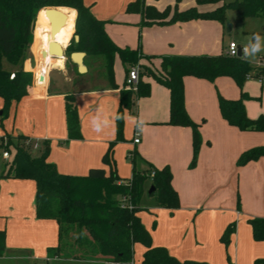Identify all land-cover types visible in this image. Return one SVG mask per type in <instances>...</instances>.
<instances>
[{"label": "crops", "instance_id": "crops-1", "mask_svg": "<svg viewBox=\"0 0 264 264\" xmlns=\"http://www.w3.org/2000/svg\"><path fill=\"white\" fill-rule=\"evenodd\" d=\"M83 2L85 4V0ZM195 5L198 10H211L216 6ZM188 6L190 4L185 3L181 10ZM104 15L95 17L103 20L106 18ZM75 17L74 10V20ZM104 21V29L110 39L119 47H139L144 56L139 64L155 72L160 69L159 56L162 55L220 54L217 42L224 27L214 20L153 24L138 30H142L140 42L135 41V28L131 29L132 38L129 41L124 40L123 34L120 35L125 25L140 24V14L119 12L112 22ZM33 45L36 51H32L34 62L28 58L23 67L37 77V83H34V87L31 84L25 97L18 102L12 101L8 106L9 136L24 135L38 141V147L33 151L47 145L46 160L53 163L59 173L84 176L90 168L102 166V156L109 143L115 140V122L114 132L109 127L98 134L92 131L90 120L100 115L111 121L116 115L120 90L126 77L125 66L115 56L113 72L120 68L124 73L122 82L114 78L117 88L110 87L105 68L106 79L101 85L75 88L76 79L67 76L63 64L54 65V57L49 56L46 64L41 63V51H47L48 43L35 35ZM149 55L150 58H145ZM84 65L88 74L93 66L85 61ZM139 68V78L149 82L150 94L135 97L131 109L124 111V140L115 143L112 159L116 174L125 180L131 178L133 168L142 171L149 166H168L171 170V185L178 194L179 207L171 211L157 204L158 208H154L161 213L162 220H158L155 228L149 232L152 245L165 247L178 260L207 264H225V254H229L234 264H252L257 258L264 257V241L253 240L251 226L247 222L252 217H264V157L242 166L236 164L243 151L264 145V131H241L221 117L217 92L225 98L236 99L234 81L227 76L218 77L213 83L192 76L184 77L185 109L199 125L201 137L196 164L189 168L192 158L191 129L166 123L169 119V91L144 74L142 67ZM246 90L243 85L242 91ZM66 94L74 96L81 133L79 139L68 138ZM243 103L249 118L264 114V106L256 107L248 99ZM2 106L3 100L0 98ZM129 116L144 118L147 122L145 131L138 133V143H133L136 128ZM35 191L32 179H0V230H4L6 235L5 251L0 260L8 251L23 247L31 249L30 255H27L29 261L53 259L48 258L47 249L58 243V225L54 220L36 217ZM137 215L144 225L140 212ZM232 222H235V231L226 247L220 237ZM144 227L148 231L149 226ZM21 252L17 254H24Z\"/></svg>", "mask_w": 264, "mask_h": 264}, {"label": "trees", "instance_id": "trees-1", "mask_svg": "<svg viewBox=\"0 0 264 264\" xmlns=\"http://www.w3.org/2000/svg\"><path fill=\"white\" fill-rule=\"evenodd\" d=\"M179 1L181 0H176ZM196 4H216V6L207 11L198 10L196 5L182 10L175 8L173 13L169 14L168 8L159 10L152 4H145L144 0H136L128 6L127 11L140 13V24L143 26L194 19H214L225 27L227 9H232L236 20L240 22L248 17L264 19V0L230 2L196 0ZM47 7H68L75 10L74 34L68 48L72 49L71 52L83 51L86 56H100L104 61L110 87H118L113 72V62L115 56H118L125 66L126 74L130 66L138 65L143 68L144 74L151 76L168 89L169 119L166 123L189 127L192 132V158L189 168H193L196 164L201 137L199 125L189 117L185 109L183 79L186 76L204 79L211 83L218 77H230L241 90V96L237 99H228L217 92L221 117L229 125L241 131H264V114L254 119L247 116L243 101L249 96L242 91L245 80L252 77L260 78L258 76L263 73L262 70L256 71L255 67L242 56L231 57L221 53L162 55L159 56L160 69L155 72L146 65L139 64L140 59L144 57L139 47L117 46L104 29L105 21L96 18L83 0H0L2 118L10 103L18 102L29 91L32 74L24 70L23 64L26 57L31 54L33 27L38 12ZM74 35L78 36L77 41ZM150 57L145 56V58ZM41 73L44 72L41 70ZM149 94V82H143L139 78L136 89L132 90L125 87L124 81L116 115L123 117L124 111L130 110L134 105L135 97H146ZM65 117L68 138L79 139L81 137L79 118L72 94L65 95ZM115 128V140L109 143L107 151L102 156V166L90 168L84 176L59 173L55 165L46 160L47 145L37 150L38 155H32L31 139L24 135L7 136V142L3 145L4 151L9 152L10 146L15 151L12 160L6 162L4 170L0 173V179L34 180L36 217L54 220L58 225V243L47 249L48 258L82 262L99 261L102 264L109 262L132 264L133 246L135 243H141L145 247L141 264H207L194 260H178L165 247L152 245L151 235L137 215L141 210L140 200L144 183L150 179L151 186L154 187L151 194L155 193L157 204L172 211L179 207L178 194L171 185L172 173L168 166L161 168L149 166L142 171L133 168L130 179H121L114 170L112 152L115 143L124 140L123 118L115 120ZM260 157H264V145L243 151L237 158L236 164L242 166ZM237 207L239 209V198ZM247 222L251 226L253 240L264 241V217H252ZM234 231L235 222H232L222 233L220 241L226 247ZM5 239V231L0 230V257L5 251ZM255 264H264V259H257Z\"/></svg>", "mask_w": 264, "mask_h": 264}, {"label": "rangeland", "instance_id": "rangeland-1", "mask_svg": "<svg viewBox=\"0 0 264 264\" xmlns=\"http://www.w3.org/2000/svg\"><path fill=\"white\" fill-rule=\"evenodd\" d=\"M135 1L136 0H85V5L90 7V10L94 16L98 14H105L104 16L106 18L103 20H108L112 22L115 16L119 14V12H123V14L124 13L140 14L137 12L127 11L128 6ZM224 1L230 2L233 0H224ZM144 3L152 4L159 10H164L165 8H168L169 14H172L175 8H177L178 10H181L182 6L185 3H189L190 6H194L196 4V0H181L179 2H176V0H144ZM199 5L202 6V5H207V4H199ZM56 8H59V7H56ZM65 8H68V7H65ZM199 10L204 11L206 9H199ZM39 12H38V15H39ZM225 15L227 17V20L230 21L232 28L229 32H227L226 28L224 27L223 31L221 32V35L217 42L220 54L225 53L227 45L230 41H234L238 45L244 46L247 43L248 38L253 33H259L260 35L264 36V19L263 18L248 17L245 20L240 22L236 20L235 13L232 9H227L225 11ZM205 20H214V19H205ZM36 21H37V18H36ZM151 25L143 26L141 24L137 25L136 23L127 24L125 25L126 28H124L123 31L121 30L120 35L123 34L122 37L124 38V40L129 41L132 38L131 29L135 28L136 29L135 41L137 42L138 40L140 42L141 41L140 36H141L142 30L140 31L138 30L143 27H147V26L149 27ZM35 30H36V22L33 27V41H32L31 50H30L31 54L30 56L26 57L24 62L28 58L32 61V63L34 62L32 51H35V48L33 45L34 39H35ZM73 34H74V30L67 44L64 46L65 47V54L63 58L64 71L66 72L68 77L72 79H76L75 88L81 87V86L82 87H93V88L97 87L101 85L103 81H105L106 79V74L104 70V61L100 56H96V55L86 56L84 61L88 65L93 66V69H91L88 74L87 73L83 75L78 74L75 66L71 64L68 60L69 53L72 50L71 48H68V46L72 42ZM205 55H208V54H205ZM155 56H159V55H155ZM250 63L255 67L254 69H256V71L258 70L263 71V73H261L260 76H258V77H262V76L263 77L262 78H256V77L247 78L243 84L247 90L243 92H246L250 96V98H247V99L254 102V105L256 107H261V106H264V52L259 53L256 59L254 61H251ZM11 69H15V68H11ZM114 74H115L114 76L115 80H119L120 82L123 81L124 73L122 69L120 68L119 70L114 69ZM34 83H37V77L35 75L32 76L31 84H33V87H34ZM234 85L237 90V98H239L241 96V90L236 84ZM1 112H3V106L0 107V113ZM9 134H10L9 120L6 117V112H5L3 115V118H2V115L0 114V172L5 168V164H7L6 162L8 160L10 161L12 160L14 151H15L14 148L10 146V150L8 152L9 159L3 160L2 158V152L4 151L3 145H5V143L7 142V138H8L7 136H9ZM38 154L39 152L37 150L32 151V155H38ZM149 183H150V179H147L146 181L147 185H146V188H144V197L142 198L140 202L141 210L139 212H140V216H141V219L144 225L149 226L148 232H151L153 228H155L157 221L160 219L162 220V215L161 213H157L154 210L155 207L158 208L157 207L158 205H157L155 193L148 194V191L151 187V184ZM34 202H35V196H34ZM167 214L168 216L170 215L169 212ZM30 250H31L30 248L23 247L20 249L8 251L5 254V257L0 260V264H102L99 261L82 262L80 260L64 259V258H53L48 261H46L43 258H40L38 260L29 261V259H27V255H30ZM17 252H21L24 254H17ZM143 253H144V246L141 243H135L133 246L132 264H141ZM22 257H24L25 259ZM229 257L227 258V254H225L224 256L225 264H234V261L230 259ZM257 259H264V257H259ZM256 260H254L252 264H255Z\"/></svg>", "mask_w": 264, "mask_h": 264}, {"label": "water", "instance_id": "water-1", "mask_svg": "<svg viewBox=\"0 0 264 264\" xmlns=\"http://www.w3.org/2000/svg\"><path fill=\"white\" fill-rule=\"evenodd\" d=\"M45 14L49 20L50 25V34L53 36L59 30L62 24L65 21V13H63L59 8L56 7H47L44 8ZM226 31L229 32L232 28L230 21L226 20L225 24ZM75 41L78 40V36L74 35ZM42 55H45L46 51H41ZM47 54L50 57H64L65 47L60 46L57 42L51 41L48 44ZM86 53L83 51H74L69 54V60L76 66V70L79 74H84L87 71L86 66L84 65V58ZM237 57H241V52L239 51ZM154 191V187L151 186L148 194H151Z\"/></svg>", "mask_w": 264, "mask_h": 264}, {"label": "clouds", "instance_id": "clouds-1", "mask_svg": "<svg viewBox=\"0 0 264 264\" xmlns=\"http://www.w3.org/2000/svg\"><path fill=\"white\" fill-rule=\"evenodd\" d=\"M264 52V36L259 33H253L249 38L247 43L243 46V56L242 58L251 62L254 61L257 55ZM120 115H114L110 121L106 116L101 117L100 115L93 116L90 120V126L92 131L96 133H102L105 129L112 127L113 132L115 131L114 122L115 120L122 119ZM129 120L134 124L136 131L138 133H143L147 127V122L144 118L128 117Z\"/></svg>", "mask_w": 264, "mask_h": 264}, {"label": "bare ground", "instance_id": "bare-ground-1", "mask_svg": "<svg viewBox=\"0 0 264 264\" xmlns=\"http://www.w3.org/2000/svg\"><path fill=\"white\" fill-rule=\"evenodd\" d=\"M59 9L65 13V21L64 24L61 25L59 30L55 33V35L50 34V25L49 20L45 14L44 8L40 10L39 15L37 17L36 21V30L35 35L37 39H41L42 41H45L49 44L51 41L57 42L60 46H65L70 38V36L73 33L74 28V10L68 9V8H60ZM48 49V47H47ZM47 57L49 55L47 54V51L45 55H40V60L42 64L47 63ZM60 58V59H59ZM63 57H55L52 62L57 65H62V59Z\"/></svg>", "mask_w": 264, "mask_h": 264}, {"label": "built area", "instance_id": "built-area-1", "mask_svg": "<svg viewBox=\"0 0 264 264\" xmlns=\"http://www.w3.org/2000/svg\"><path fill=\"white\" fill-rule=\"evenodd\" d=\"M241 52V56H243V46L238 45L236 42L234 41H230L227 45L225 54L231 57L237 56L238 52ZM139 71L140 68L138 65H133L130 66L128 73L126 74L125 77V87L128 89H132L135 90L136 89V84L138 83L139 80ZM263 77V76H262ZM260 77V78H262ZM139 142V134L136 131L134 134V138H133V143H138ZM29 142L27 141L26 144H28ZM38 147V141H34L32 143V148L36 149ZM2 157H4L5 159H8L9 157V153L6 151L2 152ZM106 264H117V263H106Z\"/></svg>", "mask_w": 264, "mask_h": 264}]
</instances>
